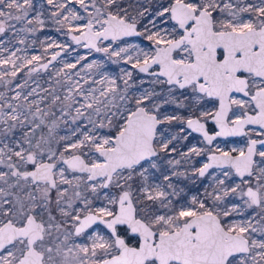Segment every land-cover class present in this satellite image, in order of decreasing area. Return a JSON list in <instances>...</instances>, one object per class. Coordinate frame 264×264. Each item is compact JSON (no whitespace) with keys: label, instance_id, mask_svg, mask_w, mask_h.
<instances>
[{"label":"snow or ice","instance_id":"1","mask_svg":"<svg viewBox=\"0 0 264 264\" xmlns=\"http://www.w3.org/2000/svg\"><path fill=\"white\" fill-rule=\"evenodd\" d=\"M0 264H264V0H0Z\"/></svg>","mask_w":264,"mask_h":264},{"label":"rangeland","instance_id":"2","mask_svg":"<svg viewBox=\"0 0 264 264\" xmlns=\"http://www.w3.org/2000/svg\"><path fill=\"white\" fill-rule=\"evenodd\" d=\"M53 35L55 36V33H53ZM80 51L83 53L85 50L81 49ZM239 143H240V140H237V141L235 142V144H231V142H227L226 145H227L228 147H231V146L238 145Z\"/></svg>","mask_w":264,"mask_h":264},{"label":"built area","instance_id":"3","mask_svg":"<svg viewBox=\"0 0 264 264\" xmlns=\"http://www.w3.org/2000/svg\"><path fill=\"white\" fill-rule=\"evenodd\" d=\"M228 142H231V144H235L234 140H229ZM224 143H227V142H224Z\"/></svg>","mask_w":264,"mask_h":264},{"label":"flooded vegetation","instance_id":"4","mask_svg":"<svg viewBox=\"0 0 264 264\" xmlns=\"http://www.w3.org/2000/svg\"><path fill=\"white\" fill-rule=\"evenodd\" d=\"M230 140H234L236 142L237 140H239V138H234V139H230Z\"/></svg>","mask_w":264,"mask_h":264},{"label":"water","instance_id":"5","mask_svg":"<svg viewBox=\"0 0 264 264\" xmlns=\"http://www.w3.org/2000/svg\"><path fill=\"white\" fill-rule=\"evenodd\" d=\"M231 139H234V138H231Z\"/></svg>","mask_w":264,"mask_h":264}]
</instances>
